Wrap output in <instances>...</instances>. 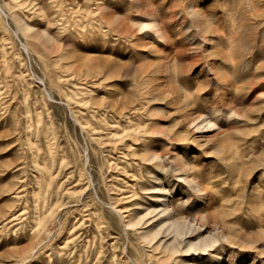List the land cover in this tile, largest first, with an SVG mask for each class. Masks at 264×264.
Masks as SVG:
<instances>
[{
  "label": "rangeland",
  "instance_id": "rangeland-1",
  "mask_svg": "<svg viewBox=\"0 0 264 264\" xmlns=\"http://www.w3.org/2000/svg\"><path fill=\"white\" fill-rule=\"evenodd\" d=\"M0 6V264H264V0Z\"/></svg>",
  "mask_w": 264,
  "mask_h": 264
},
{
  "label": "bare ground",
  "instance_id": "bare-ground-1",
  "mask_svg": "<svg viewBox=\"0 0 264 264\" xmlns=\"http://www.w3.org/2000/svg\"><path fill=\"white\" fill-rule=\"evenodd\" d=\"M1 7V6H0ZM74 7V6H73ZM72 8V7H71ZM75 9V8H73ZM3 10V9H2ZM72 10V9H70ZM23 29V28H22ZM109 105V104H108ZM140 120V119H139ZM209 122V121H208ZM207 122V123H208ZM106 122H104L105 124ZM210 123V122H209ZM114 125V124H112ZM143 126V125H142ZM141 126V127H142ZM121 130V129H120ZM123 130V129H122ZM121 130V131H122ZM138 130V129H137ZM111 132V131H110ZM114 133V132H113ZM109 134V133H108ZM129 134V133H128ZM133 136V135H132ZM115 137V136H114ZM122 137V134H121ZM124 140V139H123ZM85 151V150H84ZM148 155V154H147ZM145 156V154H144ZM83 157V156H82ZM154 158V157H153ZM152 158V159H153ZM161 159V157H160ZM144 160V159H143ZM84 162V161H83ZM179 169V168H178ZM177 170V169H176ZM180 180H186L185 177ZM188 182V181H187ZM192 182V181H191ZM193 184V183H191ZM90 186V185H89ZM157 186V185H156ZM192 187V186H191ZM157 188V187H155ZM195 188V187H194ZM159 191V190H158ZM161 200V199H159ZM162 201H164L162 199ZM164 203V202H163ZM165 204V203H164ZM159 206V205H158ZM154 208V207H153ZM158 208V207H157ZM155 209V208H154ZM164 215V218L158 219L157 224L152 226L149 230L143 232L141 235L145 240L150 244V241L154 240L157 235L161 232H164L165 235L169 237L163 242H159L158 245L161 246L164 253L166 252V258L170 257L172 254L176 252H197V254H203L208 251H215V244L224 239V235L217 233H208L206 235H201L198 233L197 226L194 223L186 220V218H174L173 213L170 214L167 210L166 206H163L160 210ZM159 212V213H160ZM176 215V214H175ZM138 217V216H137ZM145 221V220H144ZM155 223V222H154ZM140 225V224H139ZM145 228V227H144ZM197 232L196 238L191 239L190 236L193 237V233ZM141 233V232H140ZM162 235V234H161ZM141 237V238H142ZM226 238V237H225ZM157 239V238H156ZM219 244V243H218ZM151 246V245H150ZM190 254V253H189ZM215 254V253H214ZM218 254V253H217ZM196 255V254H194ZM185 256V255H183ZM203 256V255H202ZM183 258V257H182ZM215 258V257H214ZM217 258V257H216ZM185 260V259H184ZM188 261V260H187ZM185 264V263H184Z\"/></svg>",
  "mask_w": 264,
  "mask_h": 264
}]
</instances>
